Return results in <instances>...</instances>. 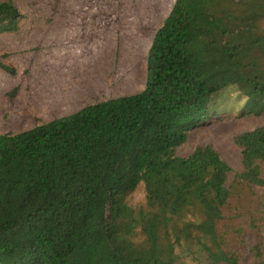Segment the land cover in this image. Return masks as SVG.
I'll return each instance as SVG.
<instances>
[{"label":"trees","instance_id":"1","mask_svg":"<svg viewBox=\"0 0 264 264\" xmlns=\"http://www.w3.org/2000/svg\"><path fill=\"white\" fill-rule=\"evenodd\" d=\"M21 18L0 0V34ZM263 25L264 0H173L139 91L0 133V264H174L180 239L198 243L202 264H242L227 246L242 231L235 196L258 205L243 209L257 235L250 264H264V200L253 199L264 190V126L232 136L238 171L208 143L174 150L216 114L218 89L264 101ZM0 69L15 73L1 60ZM251 111L264 103L240 114ZM139 182L144 203L131 207L125 197Z\"/></svg>","mask_w":264,"mask_h":264},{"label":"rangeland","instance_id":"2","mask_svg":"<svg viewBox=\"0 0 264 264\" xmlns=\"http://www.w3.org/2000/svg\"><path fill=\"white\" fill-rule=\"evenodd\" d=\"M13 2L22 18L17 31L0 34V60L15 70L11 75L0 69V133L24 130L85 104L139 91L143 87L146 49L173 0ZM227 73L234 76L236 70L229 68ZM210 103L217 109L216 114L192 128L185 142L175 147V153L187 155L195 145L208 143L232 171H238L240 149L232 136L264 126V111L240 114V109L243 104L251 110L261 109L264 101L244 102L241 94L227 86L218 89ZM231 179L232 172L227 181ZM253 190L257 196L253 199L264 200L262 188ZM125 202L131 207L143 205L141 182L126 195ZM232 202L239 207L236 211L241 210L234 221L242 231L227 246L242 264H250L255 261L250 248L257 235L245 224L243 208L248 203L243 204L236 196ZM259 231L264 238V225ZM133 239L140 241L142 236L136 233ZM174 250V264L204 261L198 243L192 239H180Z\"/></svg>","mask_w":264,"mask_h":264}]
</instances>
